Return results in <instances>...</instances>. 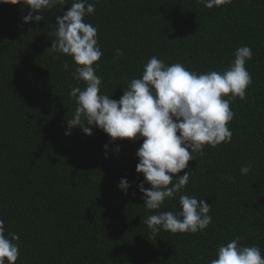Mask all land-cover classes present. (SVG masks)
I'll return each instance as SVG.
<instances>
[{
	"label": "trees",
	"instance_id": "1",
	"mask_svg": "<svg viewBox=\"0 0 264 264\" xmlns=\"http://www.w3.org/2000/svg\"><path fill=\"white\" fill-rule=\"evenodd\" d=\"M71 3L43 13L38 24L22 23L26 6L0 3V219L19 235L16 264H210L217 247L237 236L264 254V0L211 9L197 0H89L95 13L84 19L97 28V75L111 99L152 56L204 73L226 70L241 46L253 52L246 62L253 83L230 104L231 142L206 145L189 161L176 174L193 171L189 183L159 210L144 207L138 188L142 138L112 143L95 127L90 136L79 127L65 135L76 108L69 92L85 84L73 79L70 56L48 49L56 17ZM121 178L131 184L128 194L118 188ZM181 194L205 199L212 223L202 232L153 236L143 220L179 212Z\"/></svg>",
	"mask_w": 264,
	"mask_h": 264
},
{
	"label": "clouds",
	"instance_id": "2",
	"mask_svg": "<svg viewBox=\"0 0 264 264\" xmlns=\"http://www.w3.org/2000/svg\"><path fill=\"white\" fill-rule=\"evenodd\" d=\"M98 3L99 0H96ZM211 9L231 4L232 0H197ZM0 3L20 4L29 9L22 23L44 20L43 13L64 6L67 0H0ZM61 7V8H62ZM95 13V3L89 0H72L70 8L56 17L55 40L48 51L67 54L73 60V79L85 86L72 87L69 96L76 104L73 118L67 121L65 135L79 127L84 134L92 135V128L103 130L114 143L117 139H143L136 152L139 162L136 172L143 174L138 185L147 210H159L168 199L182 193L193 171L189 161L204 155L205 146L217 147L229 143L232 131L228 124L235 116L230 104L238 97L246 98V89L253 83L246 69L253 52L241 46L226 70L204 73L188 70L182 63L166 64L152 56L143 66L140 78H133L123 87L119 100L103 94V79L97 70L103 53L98 41V31L85 22L87 15ZM123 55L116 50V58ZM64 70H70L67 61ZM229 99L224 97L229 96ZM92 126V127H90ZM105 158H107L108 145ZM119 146L115 152L119 153ZM251 164L240 168L242 175L251 171ZM231 182L232 178H227ZM150 184L145 188L144 184ZM131 184L121 178L118 188L125 194ZM135 195V193H132ZM180 211H163L147 216L145 223L153 236L161 230L176 233L204 231L212 223L211 205L205 199L186 194L179 195ZM241 237L221 243L216 258L210 264H264V254L258 245L245 246ZM20 257L19 235L8 232L0 219V264H16Z\"/></svg>",
	"mask_w": 264,
	"mask_h": 264
}]
</instances>
